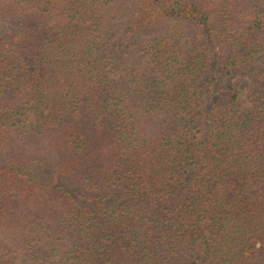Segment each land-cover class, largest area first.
Masks as SVG:
<instances>
[{
	"label": "trees",
	"instance_id": "obj_1",
	"mask_svg": "<svg viewBox=\"0 0 264 264\" xmlns=\"http://www.w3.org/2000/svg\"><path fill=\"white\" fill-rule=\"evenodd\" d=\"M14 255L264 264V0H0Z\"/></svg>",
	"mask_w": 264,
	"mask_h": 264
},
{
	"label": "rangeland",
	"instance_id": "obj_2",
	"mask_svg": "<svg viewBox=\"0 0 264 264\" xmlns=\"http://www.w3.org/2000/svg\"><path fill=\"white\" fill-rule=\"evenodd\" d=\"M148 35H149V32L140 34V36H148ZM233 80H235V82L241 83V86L239 87V91H240L239 101L242 105L247 106L248 104L246 102V92L244 89L245 82H247V80H240L237 76H234ZM13 259L17 264H23L24 263L23 259L19 255H14Z\"/></svg>",
	"mask_w": 264,
	"mask_h": 264
}]
</instances>
